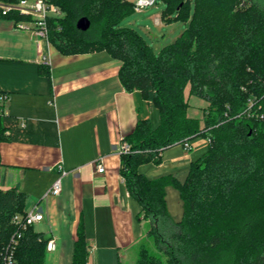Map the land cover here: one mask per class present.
<instances>
[{
  "label": "trees",
  "instance_id": "obj_1",
  "mask_svg": "<svg viewBox=\"0 0 264 264\" xmlns=\"http://www.w3.org/2000/svg\"><path fill=\"white\" fill-rule=\"evenodd\" d=\"M163 1L162 19L177 12L187 26L159 57L142 36L120 26L135 12L130 0H53L65 16L48 20V40L65 55L106 51L121 60L126 90L139 91L159 110L157 127L141 119L121 141L130 151L120 154V173L156 247L142 246L135 264H164L163 257L166 264H264V121L246 114L252 99L264 112V0ZM83 17L91 22L87 31L76 27ZM2 18L29 20L16 13ZM192 97L208 106L202 120L189 114ZM2 116L0 143L7 139ZM198 135L209 139V152L191 164L184 182L138 171L144 163L161 164L166 149ZM171 184L183 198L181 221L167 207ZM26 207L24 192L0 188L1 238L14 232L11 218ZM44 237L28 228L16 264H48ZM76 254L84 255L80 241Z\"/></svg>",
  "mask_w": 264,
  "mask_h": 264
},
{
  "label": "crops",
  "instance_id": "obj_2",
  "mask_svg": "<svg viewBox=\"0 0 264 264\" xmlns=\"http://www.w3.org/2000/svg\"><path fill=\"white\" fill-rule=\"evenodd\" d=\"M121 66L106 51L65 55L34 28L0 19V93L9 96L0 188L24 192L26 208L40 205L44 220L35 231L57 243L48 264H135L137 242L150 229L126 189L118 149L139 120L160 113L126 90ZM182 146L164 151L159 167L180 169L172 175L184 182L187 162L198 156L196 146ZM59 178L62 192L54 196ZM79 241L85 256L77 259Z\"/></svg>",
  "mask_w": 264,
  "mask_h": 264
},
{
  "label": "rangeland",
  "instance_id": "obj_3",
  "mask_svg": "<svg viewBox=\"0 0 264 264\" xmlns=\"http://www.w3.org/2000/svg\"><path fill=\"white\" fill-rule=\"evenodd\" d=\"M135 1L136 0H133L134 4ZM166 9L167 5L163 0H156V3L153 6L146 7L142 10H135L134 13L125 17L120 23V26L131 28L142 36L146 40L147 44L152 48L155 56L159 57L162 48L172 44L185 31L187 26L186 22L179 18L177 12L172 13L167 20H163L161 14ZM64 16L65 12L63 11V17ZM1 18L2 17H0V19ZM189 104V114L202 120L204 115L203 112H205L208 108L207 104L195 97L190 98ZM154 107L156 106L154 105ZM149 120L151 121L153 127H157L160 123V114L157 117L155 115L154 120L151 118ZM190 144L193 147L196 146L195 156H198L193 162L203 158L209 152V139L203 135H198L193 138L190 141ZM178 146L182 145L178 144L172 146L166 149L165 152L171 151ZM193 162H187V168H190ZM172 166L173 165L168 164L166 167H159V165L154 162H148L139 165L138 171L149 179H155L162 175L173 174L174 172L180 171V169H175V167L173 168ZM166 199L167 207L173 220L181 221L184 214V202L179 188L173 184L168 185L166 188ZM34 229L39 230V225H35ZM148 233L149 230L144 233V235H142L137 242V257L142 246H146L151 251L156 252L154 239L150 237ZM163 262L166 264L165 257H163Z\"/></svg>",
  "mask_w": 264,
  "mask_h": 264
},
{
  "label": "built area",
  "instance_id": "obj_4",
  "mask_svg": "<svg viewBox=\"0 0 264 264\" xmlns=\"http://www.w3.org/2000/svg\"><path fill=\"white\" fill-rule=\"evenodd\" d=\"M156 0H136L135 10H142L146 7L153 6ZM10 13H16L29 18L27 21H19L16 26L21 29L34 28L39 37L48 39L49 28L48 20L50 18H62L63 10L53 0H17L14 2H5L0 0V17L9 15ZM9 96L4 93H0V113L4 114V105L8 101ZM252 99L249 103V107L246 110V114L261 121H264V112L261 111L262 106ZM257 105V110L253 107ZM183 147L185 151H190L192 146L189 142H184ZM119 153L130 151V146L125 143H121ZM105 168L103 164L97 166V171L102 173ZM62 192V179H57L50 193L54 196L60 195ZM44 220V214L39 204L32 205L25 208L22 212L15 213L11 218V225L15 228L12 234L0 237V264H16V249L19 245L24 232ZM57 243L54 239H50L46 244V252L51 253L56 250Z\"/></svg>",
  "mask_w": 264,
  "mask_h": 264
},
{
  "label": "water",
  "instance_id": "obj_5",
  "mask_svg": "<svg viewBox=\"0 0 264 264\" xmlns=\"http://www.w3.org/2000/svg\"><path fill=\"white\" fill-rule=\"evenodd\" d=\"M91 26V22L88 18L86 17H83L81 19H79L76 23V27L78 30H81V31H87ZM44 239L46 241L50 240L51 239V235H45Z\"/></svg>",
  "mask_w": 264,
  "mask_h": 264
}]
</instances>
